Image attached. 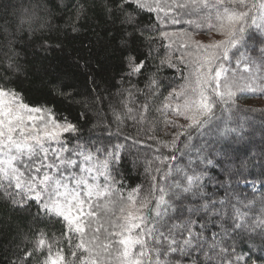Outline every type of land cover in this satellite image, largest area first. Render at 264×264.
Instances as JSON below:
<instances>
[{
  "label": "snow or ice",
  "instance_id": "1",
  "mask_svg": "<svg viewBox=\"0 0 264 264\" xmlns=\"http://www.w3.org/2000/svg\"><path fill=\"white\" fill-rule=\"evenodd\" d=\"M56 7L73 11L79 22L97 5L72 0ZM99 8L112 27L94 30L89 56L96 44L105 52L116 44L129 83L143 77L136 92L159 101L158 118L142 103L135 119L146 134L163 123L167 138L148 136L154 143L145 157L147 187L129 188L125 145L113 143L111 132L106 144L85 137L79 122L57 109L56 98L81 103L73 84L50 80L52 100L26 102L22 54L36 43L44 52L62 51L63 43L59 37L50 43L48 20L25 9L16 31L28 38L0 47V200L34 221L55 220L64 231L59 238L39 231L32 248L9 264H264V206L252 215L255 195L242 199L236 190L247 185L264 205V153L260 172H250L245 127L231 119L238 99L258 89L264 94V0H102ZM145 15L159 24L186 22L192 44L153 57L156 37L145 35ZM3 32L10 34L8 27ZM198 32L220 38L204 43L195 40ZM77 66L95 83L89 60Z\"/></svg>",
  "mask_w": 264,
  "mask_h": 264
},
{
  "label": "trees",
  "instance_id": "2",
  "mask_svg": "<svg viewBox=\"0 0 264 264\" xmlns=\"http://www.w3.org/2000/svg\"><path fill=\"white\" fill-rule=\"evenodd\" d=\"M81 2L89 5L95 3L97 7L89 8L87 18L76 22L73 11L56 7L58 4H70L72 0H0V47L10 39L22 46L25 39L28 38L26 33L16 31L19 18L25 9L29 12L35 11L38 15L45 17L49 22L53 37L50 43H55V37H59L63 43V50L44 52L36 43L28 47L26 57L22 54L21 59L28 61L25 65L26 76L22 77L20 83L25 92L26 102L40 104L52 100L53 98L47 95L50 80L59 78L65 83L73 84L72 91L81 93L76 97L81 103L70 106L66 101L56 98L55 103L60 114L68 116L73 122L78 121L84 136L91 137L95 141L106 144L108 143V133H113L112 142L125 145V182L127 187L131 188L139 184H144L147 187L145 157H151L149 146L154 143L148 139V136L155 135L160 139H166L165 133L169 129H165L163 123H159L154 131H148L146 134V126L135 119L139 115V106L142 103H148L150 117L158 118L159 113H156L154 108L158 106L159 101L153 100L150 96L146 98L145 95L136 92V88H144L143 77H132L131 83H129L126 76L127 68L122 62L120 53L114 51L115 43L108 48L107 52L102 50L99 44H96L92 48V56H89L87 46L94 44L96 40L94 30L112 26L103 23L99 8L102 0H81ZM45 8L48 10L47 13ZM142 19L146 27L150 26V32L145 35L156 37L151 49L153 57H156L157 54L160 57L173 55L178 53L182 43L188 44L185 42L187 36L184 39V35L173 32L186 30L191 33L186 22L175 25L159 24L147 15ZM187 19L188 17H185V20ZM73 23H76L78 29L76 32L72 31ZM4 27L9 28L10 34L6 35L3 32ZM160 31H167L169 36L161 38ZM47 34L46 32L45 35ZM39 35L40 33H37V36ZM144 51L147 52L148 48L145 47ZM78 57L82 59L78 60ZM85 60L90 61V72L91 76L95 78V83L83 67L77 66L78 63L83 65ZM2 72H4V68L0 66V73ZM163 76L165 78L173 77V73L165 72ZM180 83L181 81L176 79L173 86ZM129 91L132 92L131 96H129ZM97 96L102 97V100H97ZM250 98H264V94H260L258 89L256 95L243 96L238 99L237 106L232 110L234 115L231 119L234 125H244L246 143L249 144L246 154L248 169L252 173H259L260 154L264 153V105L244 104ZM129 108L132 109L131 113L128 111ZM80 112L85 113V118L79 117ZM117 117L120 119L117 120ZM134 140L144 143H134ZM134 146L136 147L135 152L130 148ZM239 147L243 148L244 145L241 144ZM242 158L244 157L242 156ZM128 169L130 171H127ZM236 190L241 193L242 199L245 196L252 199L255 195L256 203L251 214L257 215L261 207L264 206L260 200L261 194L259 192L254 194L247 185ZM41 230L45 231L49 238L53 235L59 238L64 231L62 224L55 220L34 221L28 214L19 210L13 211L9 205L0 200V264H9V261L23 255L24 250H30L37 233ZM28 264H36V260H29Z\"/></svg>",
  "mask_w": 264,
  "mask_h": 264
},
{
  "label": "rangeland",
  "instance_id": "3",
  "mask_svg": "<svg viewBox=\"0 0 264 264\" xmlns=\"http://www.w3.org/2000/svg\"><path fill=\"white\" fill-rule=\"evenodd\" d=\"M184 20H185V17H184ZM186 21V20H185ZM175 33H180L179 35H184V39H185V42L188 43L189 45L192 44V39H191V33L189 31H186V30H181L180 32H177V31H173ZM195 40H198V41H203L204 43H208L210 39H219L220 37L217 36V35H214V34H209V33H197L195 35ZM238 102V101H236ZM244 104L246 105H259V106H263L264 105V98H250L248 101H246ZM135 145V144H134ZM131 150L133 152H135L136 150V147L134 146L133 148L130 147ZM143 159V157H142ZM258 187V185H257Z\"/></svg>",
  "mask_w": 264,
  "mask_h": 264
}]
</instances>
